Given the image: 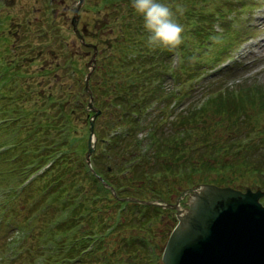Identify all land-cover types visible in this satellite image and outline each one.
I'll use <instances>...</instances> for the list:
<instances>
[{
	"label": "rangeland",
	"instance_id": "rangeland-1",
	"mask_svg": "<svg viewBox=\"0 0 264 264\" xmlns=\"http://www.w3.org/2000/svg\"><path fill=\"white\" fill-rule=\"evenodd\" d=\"M244 1L245 7L239 10L240 15L238 17L231 12H227L226 14L231 28L235 29L240 26L249 35V39L240 45L233 55V59L237 60L234 67L237 66L238 68L234 70L227 68L224 70V72L229 70H233V72L225 78L223 85L232 92L234 97L238 93L240 95L238 90L239 84L248 88L252 86L254 91L256 90L257 92L255 93V102L258 104V97L261 98V95L264 94V0ZM122 4H126L124 0H85L84 4L78 9L80 17L77 27L80 34L84 37L85 41L98 44L99 56L108 55V49L113 50L114 43L112 42H114L115 36L119 37L116 42L121 37H131L125 30H122V32L118 30L123 27L122 21L126 23L129 19V15L125 12L127 5L122 6ZM75 7L76 2L73 0H0V185H4L9 181H15V190H19V182L25 177L23 175L9 178L10 175L7 174L2 178L5 174V169L9 167L8 154L14 152H9L8 150L4 152L6 148L5 143H10L9 141L19 146V140L21 139L24 141L22 146L32 143L37 146V152H45L49 150L50 141H62H55L52 138L53 135H57V130H59V136L64 139L69 125V129L73 127L75 131L71 128L72 133L70 132L68 136L69 139L71 138V143L67 144L63 150L67 153L72 150H78L80 147L79 150L83 151L84 154L78 153V160L84 161L85 153L87 152L90 118L94 113L88 117V113L92 111L86 109L85 104L90 98L84 92L83 85L84 78L89 73V69L85 66V63L88 62L93 52L90 46L87 49L85 45H81L72 32L69 22L75 16V14H72ZM122 15H124V18ZM113 28L115 32L111 34L110 30ZM97 37L103 38L98 39ZM218 43L219 41H216V44ZM122 46L123 44L119 43L115 48ZM103 47L107 49L103 51ZM232 51L233 49L230 52ZM171 54L172 52L167 56L168 59ZM99 56L88 78L90 88L98 94L96 96V104L93 98L92 102L99 111V114L93 120V132L96 140L93 151L88 157L91 167L93 163L91 161L92 158L99 157L98 154L106 150L102 142L104 141L102 138L107 137L106 132H108V135L118 133V137L123 136L128 145L132 144L130 143L131 139L141 144L144 143L152 153L153 149L149 145L154 144L156 146L157 144V142L154 143L151 137L149 138L148 136L150 126L153 130V123L150 117L147 116L146 109L138 106L139 99L134 98L131 102L132 104L129 105V102H127L125 105V107L131 106L132 109L130 110L135 109L138 114L125 112L123 107L116 105L117 101L122 102V97L125 98L126 96L124 83L127 81L126 76L132 75L133 70L127 65H123L121 72L116 71L119 78L124 82L119 83L121 80L108 75L105 69L108 61L114 60L118 54L113 52L112 57L114 58L102 63L98 62ZM71 57L74 58L72 63H70ZM222 60L223 58L221 57L219 61ZM103 63L104 67H102ZM229 66L225 65L222 69ZM73 67L76 70L74 78L73 74L69 75L70 72H73ZM203 77L205 78L202 82H194L191 88L183 93L182 99H180L181 108L179 110L186 106H191L190 104H193V107L198 109L196 104L197 106L204 104L202 103L203 101L199 104V101H201V98L209 97L207 87L209 83H212L216 79V76H208L206 74ZM171 83V79L165 82L168 89H170ZM116 88L118 89L117 91ZM210 91H215V95L217 94L216 89ZM211 95L214 94L211 93ZM250 96L254 97L253 92ZM239 98L240 96H238ZM242 99H245V97ZM66 101L67 105L62 108L63 103ZM251 103L255 107L253 102ZM262 104V107H264V100ZM249 105L247 104V115L249 114V117L243 122L241 121L243 120L244 113L222 118L211 115L210 109L207 112L208 108H205L203 112L195 113L192 117L188 118L185 125H181L177 121L178 110L174 117L167 120V122L174 123L169 127L165 126V129H163L167 130V138L164 141L166 148H162L160 152H157V158H151L152 167L145 165V167L148 166L149 171L153 169L162 172V174L153 175L152 181L156 184L147 183L144 186L146 191H142L143 187H140V184L130 182L124 178V182L131 184L135 188L133 193H142L141 196H144V198L129 196L124 193L128 196L112 202H100L97 206L100 207L105 218H111L113 214L112 206L120 210L119 216H122V214L125 216L123 213L125 211L127 216H131L133 212L135 214L138 209L131 210L130 212V209L134 206L132 204H138L136 206L153 205L161 208L166 217H164L161 223H156L152 228L153 237H150L148 234L143 235L148 242L152 240L159 246L157 250H160V248L162 250L168 236V231L175 222L173 211L169 208L161 207L160 204H174L175 199L186 188V185L192 183L198 184L199 182L215 183L216 185L218 183H226L235 188L244 186L253 189V191L256 188L264 190V184L262 186L258 184L262 182L260 181V177L262 179L264 177V159H261L262 162L259 163L261 156L264 155V149H262L264 148V108L261 111H256L255 109H249ZM78 107H80V110ZM103 108L106 109L104 115L101 113ZM71 110H73V114L71 115L73 118L70 117L69 119L67 112ZM237 111L240 112L241 110ZM156 112H158V109H155L153 113ZM205 118L207 121L202 124ZM127 119L133 123L138 121V128L133 130L135 133L133 134L134 138L126 133L127 127H132V125L128 126ZM53 125L55 126L52 127ZM175 125L180 130H177L179 133L176 131L172 135L171 132ZM58 127L59 129H57ZM186 127L189 128L185 129ZM72 134H76L78 138L72 139L70 137ZM43 138L44 140L40 142ZM70 144H72L71 148H69ZM22 146L17 150V163H22L27 152L30 151L29 149L24 151L26 148ZM118 146L121 148V144ZM145 146L141 145V148H145ZM259 147L261 150H258ZM132 149L134 153L137 152V149ZM213 149L217 150L212 152L211 150ZM247 149L251 150L253 155L246 162L231 161L236 153H245ZM149 155H151L150 152ZM112 159L111 156L108 159L110 165L107 166V173L111 172L113 167L120 166L119 164L122 160L121 157H116L113 163ZM169 159L175 161V166L176 164L178 165L177 171L181 170L183 171L182 173L185 172L186 175L190 176L182 178L183 174H180L181 179H179L176 176V172L165 170L168 167L162 166L161 162L168 161ZM49 160L53 162L54 156H51ZM41 164L42 162L38 161V166ZM49 165L50 162L40 168V184L46 180V177L43 175ZM259 165H262L261 173L255 171L252 174L249 171L253 167L258 168ZM175 166H170V168L175 169ZM71 167L77 169L78 162L74 161ZM30 171L28 168L25 169L26 173ZM166 174L170 175V178H166ZM97 178L102 183V179L99 176ZM244 187L240 189L242 190ZM106 188L109 189L107 185ZM10 189L11 186L0 189V205H4V198L9 197ZM149 190L162 194V198L157 199L159 200V204H144L141 202L154 201L150 200L153 199L150 196H154V194L150 193ZM41 192L43 190L38 184L37 190L32 194L36 197ZM26 194L28 192L23 194L21 199ZM121 195L123 196V193ZM6 200L9 199L6 198ZM18 201L17 205L22 206L24 202H21L20 199ZM123 201L128 203H124ZM106 202H109L112 206H105ZM58 203L56 200L53 201V204ZM120 206L123 208H120ZM1 213L2 209H0V246L1 244L4 246V234L8 233V224L6 220H1ZM69 216H71L69 209H66V214L64 211H60L57 215V221L66 220ZM33 222L37 223L38 219H35ZM97 222L99 224H96V226L100 227L102 222ZM10 226H12L11 223ZM139 227V224L136 227H123L118 232L113 233L111 239L106 238L105 241L108 240V242L105 243V249L96 253L93 262L95 264H103V262L109 264H118V262H122L123 264H143L140 253L133 251L129 254L125 252L118 254L122 251H117L121 245V235L140 234ZM48 230L50 229H47L41 237L38 252H33L32 254L30 248L27 250L29 245H25L24 243L22 247L17 239V235L13 234L15 236L14 248L16 252H8L11 255H6L7 244L13 236L8 235L6 245L4 246L5 250L0 251V264H8L7 262L10 260H12L10 264H32L35 259L34 256L40 252V249L43 251L48 249L49 245L45 247L48 244V240L57 234H59L60 238L62 237L59 232H52L50 230L49 234ZM73 230L68 232L67 237L72 235ZM1 231H4L3 234ZM116 240L120 241V245L114 242ZM24 247L25 250L23 251ZM20 251H23V254L19 259ZM27 251L30 253L25 258V252ZM108 252L109 254H117L114 258H110ZM117 256H121L119 260H115ZM47 263L50 264L51 261Z\"/></svg>",
	"mask_w": 264,
	"mask_h": 264
},
{
	"label": "trees",
	"instance_id": "trees-1",
	"mask_svg": "<svg viewBox=\"0 0 264 264\" xmlns=\"http://www.w3.org/2000/svg\"><path fill=\"white\" fill-rule=\"evenodd\" d=\"M161 2L170 4L173 9H175L176 5H180L185 10L182 16L178 15V20L185 29V43L177 51L179 62L175 70L171 71L170 69V63L167 58L170 54L169 51L163 49L151 50L147 47V34L144 32L142 19L136 15L132 16V20L128 27L123 29L131 37H121L118 42H114L112 51L108 49L111 51V54L114 52L117 53L118 56L114 58L112 57V54L101 61L102 63L114 58V60L108 61L105 69L107 70L108 75L121 80L119 83H122L123 80L119 78L117 72L123 70V65H127L133 70L132 75L126 76L127 81L125 83L123 82L124 88H126L125 98L122 97V102L117 101L116 103V105L123 107L125 112L138 114L135 109L130 110L132 109L131 106L125 107L127 102H129V105L132 104L131 102L134 98L139 99L138 106L140 108L146 109V107L152 104H163V107L159 109L158 113H155L154 116L150 118L153 123V130L150 126L148 136L149 138L151 137L154 143L157 142L156 146H154V144L149 145L153 149V153L147 149L144 143L141 144L138 141L131 139L130 143H132L133 146L132 144L128 145L126 140L123 139V136L118 137V133L108 135V132H106L107 137L102 138L106 150L99 153V157L92 158V173L89 171L83 160H78V153L84 154L83 151L79 150L80 147L78 150H72L67 153L63 150L67 144L71 143V138L69 139L68 137L70 132L72 133V130L75 131L73 127H71L72 130L71 128L69 129V125L64 135V139L59 136V130H57V135L52 136L55 141H62H50L48 151L37 152V146L32 143L22 146L24 141L21 139L19 140V146H16L17 150L21 146L26 148L24 151L27 149L30 150V154H26L24 161L21 163L22 166L27 162L28 165L41 168L50 162V165L46 169L47 171L45 170V174L43 175L46 177V180L43 181L42 184L39 183V186L44 193L41 195V199L37 200L36 204L32 205V208H36L37 205L43 201L40 208L41 216L38 218V222L34 225L35 228L31 233L22 232V240L25 241V245H29L27 250L30 248L31 254L33 252H38L37 250L40 248L39 243L41 237L47 229L52 230V232H59L62 235L60 238L59 234H57L55 237L48 240V244H46L45 247L48 245L52 247L48 255L41 249L40 252L35 255L43 258V264H48V261H51L50 264H95L93 260H95L96 253L105 249V243L108 242V240L105 241L106 238L111 239L113 237L112 234L118 232L120 228L127 226L136 227L138 224L140 225L138 228L140 234L121 235V245L119 240L114 241L120 245L117 251H122L118 254L123 252L129 254L135 251L140 253L143 264H162L160 259L162 252L161 248L160 250H157V247L159 246H157L152 240V243L148 242L143 235L148 234L150 237H153L152 228L156 223H161L164 217H166V214L161 208L153 205L136 206L138 204H132L134 206L130 209V212L131 210L134 211L135 209H138L135 214L133 212L131 216H127L125 211L123 212L125 216H123V214L122 216H119L120 210L110 205L109 202H106L105 206L110 205L113 209L111 218L107 219L97 204L102 201L112 202L119 198L127 197L128 195L144 198V196H141L142 193H133L135 188L132 187L131 184L124 182L123 179L126 178L130 182L140 184V187H143L142 191H146L144 186H146L147 183L156 184L152 181L153 175L162 174L160 170L152 169L149 171L148 166L145 167V165L152 167L151 158H157V152H160L162 148H166L164 141L167 138V130L163 129H165V126L169 127L174 123L167 122V120L163 121L165 107L174 98L171 93H166L164 91L165 82L168 81L169 77L177 79V82L196 80L202 73H206L207 70L212 69L214 65L220 62V58H223L231 51V49H234L235 45L243 40L240 39L241 37H247V33L240 26L239 28L232 29L229 18L226 15L227 12H231L238 17L240 15L239 10H242L245 7L244 0H161ZM120 32H122V30ZM117 39H119V37ZM216 41H219V43L216 44ZM119 43H122L123 46L115 48ZM102 67H104V63L102 64ZM227 68L231 67L219 69L214 72L212 76H216V79L212 81V83H209L208 87L206 86L208 92H213L215 94V91L210 90L216 89L217 94L201 106H197L196 104L198 109H195L193 104H190L191 106L189 107L186 106L182 108L177 114L178 123L185 125L188 118L192 117L195 113L203 112L205 108H208L207 112L210 109L211 115L222 118H228L233 114L241 115V113H244L243 120L241 121L243 122L249 117V114L247 115V104H250L249 109H255L256 111H261L262 108H264L262 107L264 94L261 95V98L258 97V105L255 102V93L257 92L256 90L254 91L252 86L248 88L239 84L238 90L240 95L238 93L236 97H234L231 91L224 87L223 84L225 83V78L234 70L233 68V70L224 72ZM203 80L204 79L202 78L200 81L202 82ZM117 90L118 89L116 88V91ZM91 92L95 103L98 94L93 92L92 89ZM252 92L254 95L253 98L250 96ZM183 93L179 95L180 98H182L181 96ZM238 96H240L239 99ZM244 97L245 99H242ZM251 102H253L257 108L251 105ZM87 103L88 102L85 104V108ZM66 105L67 101L63 103L62 108ZM205 105L207 106L205 107ZM78 108L80 110V107ZM105 110L106 109L103 108V111H101L103 115L105 114ZM237 110L241 111L238 112ZM67 114L69 119L70 117L73 118L71 116L73 110L67 112ZM152 114L153 113H151V115ZM91 115L92 112H89L88 117ZM136 117L138 116L136 115ZM127 121L128 126L132 125V127H127L126 133L134 138L133 134L135 133L133 130L138 128V121H135L134 123L128 119ZM206 121L207 119L205 118L202 124ZM54 126L55 125L52 127ZM187 128L189 127H186L185 129ZM57 129H59V127ZM177 130H180V128L175 125L171 134H174ZM70 137L76 139L77 135L72 134ZM43 140L44 138L41 139L40 142ZM119 144H121V148H119ZM141 145H144L145 148H141ZM71 146L72 144H70L69 148H71ZM132 148L137 149V152L134 153ZM214 150L217 149L211 151L214 152ZM258 150H261L260 147ZM149 152L151 155H149ZM252 155L251 150L247 149L245 153H236L231 161L246 162L248 158L252 157ZM51 156H54L53 162L49 160ZM110 156L113 158L111 160L113 163L115 162L114 158L116 157H121L122 160L119 164L120 166L117 165L113 167L111 172L107 173V166L110 165L108 162ZM261 159H264V155L261 156L259 163L262 162ZM38 161L40 163L42 162L40 166H38ZM74 161L78 162L77 169L71 167V164ZM161 165L168 167V169H165L167 171L176 172V176L179 179H181L179 176L180 174H183L182 178L190 176L186 175L185 172L182 173L183 171H177L176 169H178V165L176 164L175 166V161H172L171 159L161 162ZM22 166H17L15 168L14 177H17L23 172ZM170 166H175V169L170 168ZM261 167L262 165H259L258 168L253 167L249 171H251L252 174L253 172L255 173V171L261 173ZM46 174H48V176H46ZM98 176L102 179V182L109 187V189L106 188V185L100 183L97 178ZM166 178H170V175L166 174ZM263 179L260 177V181L262 182H257L261 186L264 184ZM189 185H186V187ZM223 185L226 186L229 184L218 183V186ZM110 188L115 190L113 194ZM149 192L154 194V196H150L153 198L150 200H157L160 197L162 198L161 193L155 192L154 190H149ZM121 193H123V196ZM124 193L128 195H125ZM27 197H29V194H26L23 197V202L26 201ZM54 200L59 203L53 204ZM123 202L128 203L126 201ZM17 204L16 200H14L9 207L5 206V208L10 209V211H8L9 214L14 213V215L21 216V206H17ZM120 208L123 207L120 206ZM66 209H69L71 216L66 220L57 221L58 213L64 211L66 214ZM97 221L102 222L100 227L96 226V224H99ZM8 223L12 224V227L10 228L11 231L15 228H25L29 226V223L19 222L17 218H14V221L12 220ZM172 228L173 226L170 230ZM72 229H74L72 235L67 237L68 232ZM50 230H48L49 234ZM29 253V251L25 252V258L28 257ZM116 254L117 253H110L109 256L110 258H114ZM120 257L121 256H117L115 260H119ZM103 264L109 263L103 262ZM118 264L123 263L118 262Z\"/></svg>",
	"mask_w": 264,
	"mask_h": 264
},
{
	"label": "water",
	"instance_id": "water-1",
	"mask_svg": "<svg viewBox=\"0 0 264 264\" xmlns=\"http://www.w3.org/2000/svg\"><path fill=\"white\" fill-rule=\"evenodd\" d=\"M83 1L78 0L73 9L76 15L70 22L77 36V10ZM88 78L89 73L84 78V89L90 95ZM91 100L87 103L94 111L85 155L88 164L96 140L93 120L99 114ZM141 202L159 204L156 200ZM160 205L172 209L175 217L161 253L162 264H264V190L198 183L179 193L174 204Z\"/></svg>",
	"mask_w": 264,
	"mask_h": 264
},
{
	"label": "clouds",
	"instance_id": "clouds-1",
	"mask_svg": "<svg viewBox=\"0 0 264 264\" xmlns=\"http://www.w3.org/2000/svg\"><path fill=\"white\" fill-rule=\"evenodd\" d=\"M130 3L133 13L142 19L149 49L177 52L185 43V29L178 20V15L182 16L185 11L182 6L176 5L173 9L161 0H130Z\"/></svg>",
	"mask_w": 264,
	"mask_h": 264
}]
</instances>
